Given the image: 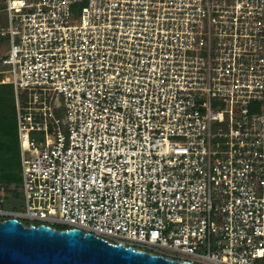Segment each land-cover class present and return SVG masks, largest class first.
I'll use <instances>...</instances> for the list:
<instances>
[{
    "label": "built area",
    "instance_id": "1",
    "mask_svg": "<svg viewBox=\"0 0 264 264\" xmlns=\"http://www.w3.org/2000/svg\"><path fill=\"white\" fill-rule=\"evenodd\" d=\"M1 10L20 181L0 184V220L195 264H264V0ZM19 192L24 208L7 206Z\"/></svg>",
    "mask_w": 264,
    "mask_h": 264
},
{
    "label": "water",
    "instance_id": "2",
    "mask_svg": "<svg viewBox=\"0 0 264 264\" xmlns=\"http://www.w3.org/2000/svg\"><path fill=\"white\" fill-rule=\"evenodd\" d=\"M0 264H195L110 242L78 227L0 220Z\"/></svg>",
    "mask_w": 264,
    "mask_h": 264
},
{
    "label": "trees",
    "instance_id": "3",
    "mask_svg": "<svg viewBox=\"0 0 264 264\" xmlns=\"http://www.w3.org/2000/svg\"><path fill=\"white\" fill-rule=\"evenodd\" d=\"M4 0H0V8ZM20 157L16 128V110L11 84H0V184L20 181Z\"/></svg>",
    "mask_w": 264,
    "mask_h": 264
},
{
    "label": "rangeland",
    "instance_id": "4",
    "mask_svg": "<svg viewBox=\"0 0 264 264\" xmlns=\"http://www.w3.org/2000/svg\"><path fill=\"white\" fill-rule=\"evenodd\" d=\"M5 24V20H4V14L3 11L0 8V26H4ZM55 103H56V108L59 109V111H61L62 106H61V98L59 96H57L55 98ZM58 115L63 119L64 115L61 113H58ZM7 206H14L16 209H23L24 208V201H23V197L21 192L18 193L17 196L12 197V199L10 200V202L6 203Z\"/></svg>",
    "mask_w": 264,
    "mask_h": 264
}]
</instances>
